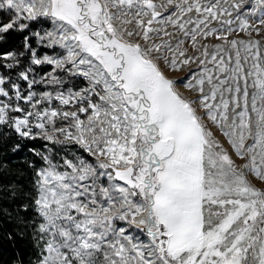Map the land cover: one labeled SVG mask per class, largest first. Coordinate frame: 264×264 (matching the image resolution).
Segmentation results:
<instances>
[{
    "label": "snow or ice",
    "instance_id": "6c2138e0",
    "mask_svg": "<svg viewBox=\"0 0 264 264\" xmlns=\"http://www.w3.org/2000/svg\"><path fill=\"white\" fill-rule=\"evenodd\" d=\"M0 11L11 14L0 34L50 25L31 35L53 53L25 37L29 66L0 73V125L87 154L43 156L36 264H264V57L252 38L264 0H0ZM0 60L22 67L12 52ZM40 65L52 71L36 79Z\"/></svg>",
    "mask_w": 264,
    "mask_h": 264
},
{
    "label": "trees",
    "instance_id": "16d2710c",
    "mask_svg": "<svg viewBox=\"0 0 264 264\" xmlns=\"http://www.w3.org/2000/svg\"><path fill=\"white\" fill-rule=\"evenodd\" d=\"M10 13L0 12V21L8 20ZM29 24V29L36 23ZM28 28L2 33L0 55L16 54L22 67L15 70L0 68V73L11 72L13 78L30 64L31 53L25 47ZM32 40V39H31ZM21 53L23 55H21ZM14 61L0 60V65ZM44 73L49 67L32 66ZM26 85L23 81H18ZM40 138L20 137L8 125H0V264H36L42 242L37 231L39 217L35 210L36 171L41 165ZM26 206V210H25Z\"/></svg>",
    "mask_w": 264,
    "mask_h": 264
},
{
    "label": "rangeland",
    "instance_id": "374dc122",
    "mask_svg": "<svg viewBox=\"0 0 264 264\" xmlns=\"http://www.w3.org/2000/svg\"><path fill=\"white\" fill-rule=\"evenodd\" d=\"M10 15H9L8 18H10ZM7 22H9V19L0 21V23H7ZM22 22L25 23L26 21H22ZM252 22H254V20ZM48 27H50V25H48V24H36L35 27H32L31 29L28 28V34L25 36V37H29L28 43L31 44L32 48L36 49L37 54L39 56H41V57L44 54L51 55L53 53L45 45L40 44L36 40V38H34L31 34L34 33V32H37V31H42V29L48 28ZM14 29H18V28H14ZM25 37H24V43H25ZM1 38H2V34H0V39ZM232 38L247 40L248 39V34L247 33L234 34L233 36L229 37V39H232ZM252 38L255 39V40H260L261 41V56L264 57V32H262L260 35H257L255 32H253L252 33ZM202 43H207L209 45H213V44H216V43H220V41L210 38V39H208L206 41H202ZM185 46L188 47V45H185ZM57 51H62V50L57 49ZM189 52L191 54L195 55V53H193L191 47H189ZM40 66H46V65H40ZM47 66L49 67V69L46 72H44V73L36 72V69H35L36 79H39L40 76H44L48 72L52 71V66H49V65H47ZM191 71L193 73H199L200 66L198 65V63L192 64ZM57 74L66 82V88L67 87H73L74 89L79 90V88H83V87L87 86V81L84 80L81 77L71 78L64 72H58ZM167 74L170 77H181V76H185L187 74V70H185L184 72H169ZM54 87H56L57 90H60L58 88V86L42 85V84H38V85L34 86L35 90L38 93L39 92H43V91H51V90H53ZM177 87H178V89L181 92L185 93V95H190V93H188L185 90L183 84H179L178 83ZM22 88H26V85H22ZM66 88L63 89V90L66 91ZM205 90L207 91V88ZM249 91L251 92V89H249ZM24 106L27 107L26 105H24ZM52 106L53 107H60L58 102H56V101H53ZM64 110H69L70 111V110H75V108H74V106L69 105V106H64ZM58 126H62V125L59 124V122H58ZM37 131H38L37 129H33V133H36ZM213 131H215V129H213ZM36 137L40 138V140L42 141V146H43V149L40 152V154H41L40 155L41 165L37 169L36 173L41 168H45V167L48 166L47 162L43 159V156H45V155L49 156L54 163H56L57 165H61V166L63 164V158H65V157H67L68 159H75L76 156H85V157L87 156V154L84 153L83 150L78 145H75V144H54V143H52L50 141H47L46 139H43L42 136H36ZM61 139H63V137H61ZM60 170H64L63 167H61ZM36 180H37V176L35 178V183H36ZM254 182L256 183L257 187L264 188V184H261L258 181H254ZM40 222H41V219L39 217V223Z\"/></svg>",
    "mask_w": 264,
    "mask_h": 264
}]
</instances>
